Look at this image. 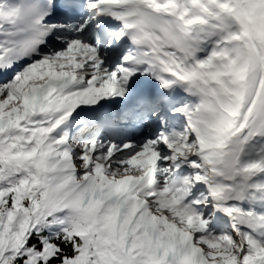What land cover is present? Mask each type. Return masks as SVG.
<instances>
[{
    "label": "snow or ice",
    "instance_id": "obj_1",
    "mask_svg": "<svg viewBox=\"0 0 264 264\" xmlns=\"http://www.w3.org/2000/svg\"><path fill=\"white\" fill-rule=\"evenodd\" d=\"M0 264H264V0H0Z\"/></svg>",
    "mask_w": 264,
    "mask_h": 264
}]
</instances>
